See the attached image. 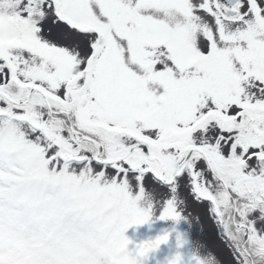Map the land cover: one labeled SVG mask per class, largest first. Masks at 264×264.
<instances>
[{"label": "snow or ice", "instance_id": "obj_1", "mask_svg": "<svg viewBox=\"0 0 264 264\" xmlns=\"http://www.w3.org/2000/svg\"><path fill=\"white\" fill-rule=\"evenodd\" d=\"M189 197L264 264V0H0V264H144Z\"/></svg>", "mask_w": 264, "mask_h": 264}, {"label": "rangeland", "instance_id": "obj_2", "mask_svg": "<svg viewBox=\"0 0 264 264\" xmlns=\"http://www.w3.org/2000/svg\"><path fill=\"white\" fill-rule=\"evenodd\" d=\"M188 201L186 214L189 218L187 220L182 219L176 223L172 220H161L157 214L148 223L133 225L125 231V236L131 241L128 246L130 251L142 241L170 233L168 242L161 244L158 250L150 253L144 264H167V260L178 250L187 257L197 241L204 242L207 248L214 252L227 251L217 236V226L206 210L207 205L198 204L191 197ZM178 234L187 241L180 249L177 248Z\"/></svg>", "mask_w": 264, "mask_h": 264}, {"label": "clouds", "instance_id": "obj_3", "mask_svg": "<svg viewBox=\"0 0 264 264\" xmlns=\"http://www.w3.org/2000/svg\"><path fill=\"white\" fill-rule=\"evenodd\" d=\"M182 219L187 220L188 217H184ZM156 239L157 237L155 239H148L142 241L139 245L145 246L146 251L155 252L156 250L159 249L154 247ZM192 252L195 253L196 255L203 254L205 256V260L207 264H220L218 258L216 257L215 252L208 249L207 245L202 241L195 242L192 248Z\"/></svg>", "mask_w": 264, "mask_h": 264}]
</instances>
